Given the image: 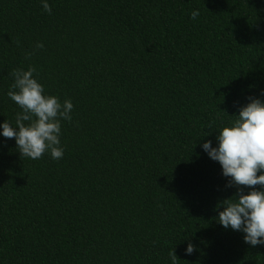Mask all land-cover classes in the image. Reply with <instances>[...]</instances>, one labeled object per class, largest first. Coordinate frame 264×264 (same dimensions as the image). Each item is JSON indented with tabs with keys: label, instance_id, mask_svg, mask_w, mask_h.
Listing matches in <instances>:
<instances>
[{
	"label": "trees",
	"instance_id": "obj_1",
	"mask_svg": "<svg viewBox=\"0 0 264 264\" xmlns=\"http://www.w3.org/2000/svg\"><path fill=\"white\" fill-rule=\"evenodd\" d=\"M47 2L0 0V125L16 126L11 73L29 65L74 106L59 160L22 157L0 128V264H172V249L264 264V244L218 223L238 187L202 148L264 102V0Z\"/></svg>",
	"mask_w": 264,
	"mask_h": 264
},
{
	"label": "clouds",
	"instance_id": "obj_2",
	"mask_svg": "<svg viewBox=\"0 0 264 264\" xmlns=\"http://www.w3.org/2000/svg\"><path fill=\"white\" fill-rule=\"evenodd\" d=\"M41 3L44 12L50 15L52 8L47 0ZM199 14L194 10L191 18L195 20ZM43 48V43L38 42L33 51L25 54V59H31ZM34 75L38 72L33 65L27 70L12 71L14 83L7 95L21 111L16 115L15 127L7 121L0 125L2 135L15 139L22 157L36 160L50 152L54 160H59L64 156L60 146L61 121H72L74 106L71 100L61 103L58 97L45 95L43 85ZM250 101L239 109L232 125L223 127L218 133V147L213 148L209 140L202 148L213 161L219 162L223 176L231 178L227 187H238L234 197L217 206V210L223 208L219 211L218 223L225 229L243 232L244 242L255 247L264 244V190H256V186L264 189V102L255 98ZM244 188L251 190L245 194ZM194 251V245L189 243L186 254ZM169 256L172 264H176L178 258L174 249Z\"/></svg>",
	"mask_w": 264,
	"mask_h": 264
}]
</instances>
